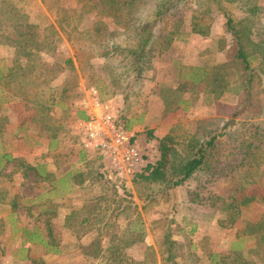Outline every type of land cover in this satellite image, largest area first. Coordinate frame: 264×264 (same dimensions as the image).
Instances as JSON below:
<instances>
[{
    "label": "rangeland",
    "instance_id": "rangeland-1",
    "mask_svg": "<svg viewBox=\"0 0 264 264\" xmlns=\"http://www.w3.org/2000/svg\"><path fill=\"white\" fill-rule=\"evenodd\" d=\"M11 1L27 17V23L32 26L38 41H45L51 31L58 34V51L63 57L73 59L75 70L65 71L57 78L55 87L51 90L54 99L47 112H39L34 101L23 102L17 96L3 91L0 86V159L5 154L16 158L11 162L6 159L0 162V264H34L33 260L44 264H107L106 258L94 259L82 254L83 246L92 241L94 232L88 233V227L82 230L78 224L85 214L83 206L88 199L99 193V187L79 185V176H84L85 180L86 168H100L101 160L98 159L100 166L92 164L95 159L80 146L76 128L78 118L75 115L82 112V99L91 87L99 91L103 101L117 96L123 98L120 94L111 96L112 87L108 71L104 67L105 59H86L84 53L98 54L97 50H91L95 47V39L81 36V32L93 28L99 22H104L111 32H121V29L110 18L101 19L95 12L83 13L79 20L73 22L77 24L78 32L68 39L59 28L63 18L62 9L77 10L78 0ZM255 2L264 5V0ZM228 8L235 19H241L245 15L239 3L229 4ZM201 17L199 9L191 2L175 4L162 17V20L172 23L180 21L179 37L168 51L153 62L143 83V96L126 115V120L130 123L134 120L133 130L145 148V151L142 148L144 166L156 162L158 158V143L148 140L149 132H172L182 140L195 131L198 121L212 118L229 120L237 110V100L233 94L228 93L213 101L204 93V85L193 92L174 93L182 73V70L176 72L177 69L182 66L210 68L231 60L236 53L224 16L213 11L206 15L200 26L204 35L192 32V24ZM75 50H79L81 54V63ZM12 58L11 48L0 47L2 73L10 66ZM55 131L57 138H53ZM18 148L20 152L17 153ZM65 150H68L67 153ZM80 154L85 157L86 162L79 161ZM24 166H35L37 170L23 171ZM37 173H41L40 177L36 176ZM94 174L97 171L92 172L93 176ZM112 182L124 188L123 195H127L125 198L134 205L114 212L117 214L116 223L113 228L108 229L109 236H103L104 248L110 243V234L123 238L127 243L132 240L131 232L127 230L132 228L140 236L143 235L141 242L125 248L124 264L126 261L132 264H163V235L170 232L169 236L173 241L183 242L180 233L182 228L195 245L200 246L203 240H208L211 252L228 255L234 250L236 232L243 228L245 220H259L264 211V204H252L250 208L243 209L241 221L233 229H221L219 222L225 219L223 212L209 206L188 203L187 194L189 190H194L197 184L195 181L163 193L158 192L161 187L156 185L149 189V184L142 181L137 186H123L116 183L114 178ZM228 185L227 178H219L207 184L203 193L213 192L227 196ZM107 196L111 198L114 195L109 190ZM14 203L17 205L16 209L13 208ZM110 207L114 209L118 205ZM74 211H80V214L69 219ZM46 213L55 216H46ZM49 218L52 237L59 245V253L48 251L42 245L30 244L23 232L24 227L29 230L38 228L39 232H43V223ZM254 245V241H247L244 246L248 249ZM200 249L198 247L196 251L198 258L195 261L187 256L177 258L174 263L209 264ZM252 258L258 264H264L262 255L261 260L256 256Z\"/></svg>",
    "mask_w": 264,
    "mask_h": 264
},
{
    "label": "trees",
    "instance_id": "trees-1",
    "mask_svg": "<svg viewBox=\"0 0 264 264\" xmlns=\"http://www.w3.org/2000/svg\"><path fill=\"white\" fill-rule=\"evenodd\" d=\"M78 2L77 10L62 9L63 18L59 28L68 39L78 32V26L73 22L79 20L83 13L95 12L101 19L110 18L121 29V32H111L104 22H99L93 28L81 32V36L95 39V47L91 50H97V56L93 52L84 54L87 60L96 57L105 59L104 67L112 87L111 96H123L124 108L118 114V120L127 131H132L134 120L130 123L126 115L143 96L146 74L152 69L153 62L173 46L180 34V21L172 23L162 20L163 15L177 3L191 2L202 16L192 24V32L199 35H204L200 26L211 11L224 16L226 29L232 35L236 47L234 57L210 68L182 66L177 69L176 72L182 70V73L174 93L193 92L204 85V93L213 101L228 93L233 94L237 100L236 112L229 120L212 118L198 121L195 131L182 140L172 132L165 136L149 132L148 140L158 143V158L156 162L144 166L132 184L137 186L142 181L149 184V189L157 185L161 187L158 192L163 193L195 181L197 184L194 190H189L187 194L188 203L220 210L225 215V219L219 222L220 228L233 229L241 221L243 209L255 203L264 204V5L255 0ZM235 3H239L245 13L241 19H235L230 14L228 5ZM27 22V17L21 14L13 1L0 0V47L8 46L13 51L10 66L3 73L0 71V86L3 91L17 96L23 102L34 101L39 112H47L54 99L51 90L57 78L65 71H74L75 64L73 59L59 53V38L55 31H51L45 41L41 42ZM75 54L81 63L79 50H75ZM45 95L48 97L45 98ZM77 115L81 119L85 118L82 112ZM53 138H57L56 131ZM5 158L14 161L8 155ZM22 169L31 171L34 168L24 166ZM88 176V188L98 186L99 193L88 199L82 209L85 214L80 215L78 227L82 230L88 227V233L94 232L92 241L83 246L82 254L94 259L106 258L107 264H124L125 248L141 242L143 235L140 236L131 228L127 231L131 232L132 240L127 243L123 238L110 234L107 248L103 246V236H109L108 229L115 226L117 214L114 212H120L134 203L125 198L127 195H123L124 188L112 182L101 169L94 176L92 172ZM79 178L78 184H84V176L80 175ZM219 178L229 180L228 195L213 192L204 194L205 186ZM120 184L125 186L124 183ZM109 190L114 198H108ZM112 205L118 207L111 209ZM13 208H17L16 203ZM79 214L80 211H74L69 219ZM45 215L55 216L51 213ZM50 221L49 218L43 223V232H39L38 228L29 230L27 227H24L23 232L30 244L42 245L48 251L59 253V245L52 237ZM180 233L183 242L173 241L170 232L163 235V264H175L177 258L187 256L195 261L198 258V247H201L209 264H258L253 256L261 260L262 255L264 259V211L259 220H245L243 228L236 232L234 250L228 255L211 252L208 240H203L200 246L195 245L185 235L183 228ZM247 241H254L255 245L247 249L244 246ZM33 262L44 264L38 260ZM126 264L132 263L126 261Z\"/></svg>",
    "mask_w": 264,
    "mask_h": 264
},
{
    "label": "built area",
    "instance_id": "built-area-1",
    "mask_svg": "<svg viewBox=\"0 0 264 264\" xmlns=\"http://www.w3.org/2000/svg\"><path fill=\"white\" fill-rule=\"evenodd\" d=\"M81 110L85 118L76 119L80 146L87 152L94 151L101 160V172L109 179L132 184L145 162L137 134L119 124L115 106L103 101L94 87L87 90Z\"/></svg>",
    "mask_w": 264,
    "mask_h": 264
},
{
    "label": "crops",
    "instance_id": "crops-1",
    "mask_svg": "<svg viewBox=\"0 0 264 264\" xmlns=\"http://www.w3.org/2000/svg\"><path fill=\"white\" fill-rule=\"evenodd\" d=\"M107 102H110V103H112L114 106H115V108H116V110H117V113L119 114L120 112H121V110H123V108H124V101H123V98L122 97H120V96H117V97H112L111 99H109V100H106ZM83 113V112H82ZM84 114V113H83ZM76 116V118H78L79 119V117H78V115L76 114L75 115ZM84 116H85V114H84ZM132 131L133 132H135L133 129H132ZM154 134L155 135H157V136H165L166 135V133L165 134H158V132H154ZM140 139V138H139ZM138 139V140H139ZM139 143H140V141H138ZM138 143V144H139ZM49 145V148H50V144H48ZM139 146H140V148H141V150H142V148L144 149V151H145V148H144V146H143V144L142 143H140L139 144ZM67 151L68 150H65V153H67ZM18 152H20L19 151V148L17 149V153ZM83 153V152H82ZM85 153V152H84ZM91 153V158L92 159H95V160H92L93 162H92V164H95V165H97V166H100V163H99V158L97 157V155L94 153V152H90ZM86 154V153H85ZM5 155H8V156H10V158L12 159V160H15L16 158H12V156L10 155V154H5ZM5 155H3L2 157H1V159H0V162H1V160L2 159H6L5 158ZM83 158V159H82ZM7 160V159H6ZM8 161V160H7ZM79 161H85L86 162V159H85V157H82V154H80V159H79ZM8 162H11V161H8ZM29 165V164H28ZM2 165L0 164V167H1ZM96 166V167H97ZM34 169L33 170H31V171H35V166H32ZM1 170H2V167L0 168ZM87 169V171H86V173H84V174H87V175H85L86 177H85V181H84V184L83 185H85V184H89V176H88V174L90 173V172H94V171H98V169H100V168H86ZM37 170V169H36ZM40 171V170H39ZM40 175H41V173H39ZM38 173L36 174V176H38V177H40V175H39ZM49 175H51V174H49Z\"/></svg>",
    "mask_w": 264,
    "mask_h": 264
}]
</instances>
